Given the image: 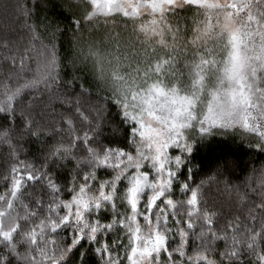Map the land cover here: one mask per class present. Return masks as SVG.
Here are the masks:
<instances>
[{
    "label": "snow or ice",
    "instance_id": "1",
    "mask_svg": "<svg viewBox=\"0 0 264 264\" xmlns=\"http://www.w3.org/2000/svg\"><path fill=\"white\" fill-rule=\"evenodd\" d=\"M36 7L0 0L31 37L23 54L2 43L0 143L14 163L0 193V264H88L90 255L96 264H264V168L257 187L248 181L259 199L244 193L243 218L219 230L217 212L191 183L195 154L215 137L239 133L264 153V0H71L67 29L37 24ZM101 27V39L83 40ZM61 87L80 96L102 89L124 142L100 141L105 109L93 124L66 94L88 128L65 117L55 131L67 142L53 145L37 170L13 138L47 130L17 102ZM65 169L69 179L59 183ZM35 185L39 194L29 190Z\"/></svg>",
    "mask_w": 264,
    "mask_h": 264
},
{
    "label": "trees",
    "instance_id": "2",
    "mask_svg": "<svg viewBox=\"0 0 264 264\" xmlns=\"http://www.w3.org/2000/svg\"><path fill=\"white\" fill-rule=\"evenodd\" d=\"M11 2V0H6ZM37 7L34 13V21L39 24L42 21H51L60 24L67 29L70 23V11L67 4L71 0H36ZM190 23V22H189ZM104 29L85 30L83 40L101 39ZM130 31V29H129ZM127 35V33H124ZM71 33L67 30L60 39V55L67 56L69 52V40ZM7 39L10 47L19 49L23 54L25 48H30L31 37L27 33L22 21H18L11 13L5 14L0 9V59L4 49L3 41ZM39 46L31 49L29 55L39 58ZM34 63V61H33ZM6 68V65H0ZM68 71L65 66V72ZM7 75V72H0V80ZM66 76L65 79H69ZM86 79H92L91 73L86 74ZM66 94L71 95V103L75 104L78 97L80 99L81 111L87 114L88 118L97 122V108H104L102 119L100 120L99 140L115 145L123 144L121 131L115 129L119 126V119L116 116L115 105L105 100L106 93L99 88L92 87L90 91L80 96L79 88L52 89L47 91L41 89L22 97L17 103L25 111L30 112L34 121L39 122V126L47 131H43L39 139L32 136L21 138L19 133L14 136L13 143L16 145V152L21 160L35 166L37 170H43L45 156L51 151L53 145L67 142V134L57 133L56 127L62 124L65 117L71 116L76 122L77 130L83 132L88 128V124L80 120L75 112V108H68ZM50 133V134H49ZM14 163L13 156L7 144L0 143V193L5 190L4 176L8 174L11 165ZM69 168L71 165L68 166ZM195 175L193 186L199 188L200 199L209 208L217 212V228L226 224L227 220L240 215L243 218L247 209V203L242 204L240 197L248 192V201L259 199L258 195L251 194L248 186L249 177H252V187H257L260 170L264 168V153L257 152L248 147V140L239 133L225 138L215 137L209 142V147H202L195 154L193 160ZM69 179L67 169L60 172L59 183H66ZM34 194L42 191L41 185H35L29 189ZM257 192L259 189L257 188ZM47 197L45 196V199ZM223 244H221V249ZM88 264H96V257L89 256Z\"/></svg>",
    "mask_w": 264,
    "mask_h": 264
}]
</instances>
